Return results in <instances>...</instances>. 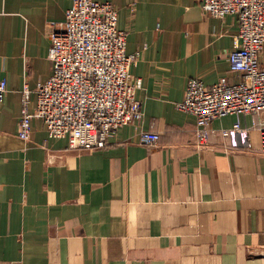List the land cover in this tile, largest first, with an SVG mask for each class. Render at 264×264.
Wrapping results in <instances>:
<instances>
[{
	"label": "crops",
	"instance_id": "obj_1",
	"mask_svg": "<svg viewBox=\"0 0 264 264\" xmlns=\"http://www.w3.org/2000/svg\"><path fill=\"white\" fill-rule=\"evenodd\" d=\"M118 10L143 117L102 149L49 136L41 117L23 139V91L52 74L50 31L72 0H0V264H263L264 144L256 116L227 114L199 145L178 107L188 82L231 71L238 17L199 0H99ZM264 60V49L262 53ZM248 135L225 136L236 122ZM142 131L160 135L142 143Z\"/></svg>",
	"mask_w": 264,
	"mask_h": 264
},
{
	"label": "built area",
	"instance_id": "obj_2",
	"mask_svg": "<svg viewBox=\"0 0 264 264\" xmlns=\"http://www.w3.org/2000/svg\"><path fill=\"white\" fill-rule=\"evenodd\" d=\"M202 10L216 17L234 14L239 33L229 53L231 71L240 80L229 83L222 77L212 86L201 78L189 80L185 98L177 105L196 117L199 145H205L211 123L224 115L256 116L264 144V0H199ZM128 33L118 27V10L110 1L72 0L65 20L50 31L49 57L52 74L36 88L37 103L31 110L30 89L23 91L21 132L29 139L32 122L41 117L51 137H66L79 150L102 149L120 128L138 123L142 103L136 98L141 78H133L130 67L136 55L127 53ZM8 92L1 75L0 102ZM225 136L248 135L236 122L224 129ZM160 135L142 131V143L154 147Z\"/></svg>",
	"mask_w": 264,
	"mask_h": 264
},
{
	"label": "water",
	"instance_id": "obj_3",
	"mask_svg": "<svg viewBox=\"0 0 264 264\" xmlns=\"http://www.w3.org/2000/svg\"><path fill=\"white\" fill-rule=\"evenodd\" d=\"M260 254H264V250L263 251H259Z\"/></svg>",
	"mask_w": 264,
	"mask_h": 264
},
{
	"label": "rangeland",
	"instance_id": "obj_4",
	"mask_svg": "<svg viewBox=\"0 0 264 264\" xmlns=\"http://www.w3.org/2000/svg\"><path fill=\"white\" fill-rule=\"evenodd\" d=\"M264 264V260L261 261Z\"/></svg>",
	"mask_w": 264,
	"mask_h": 264
}]
</instances>
